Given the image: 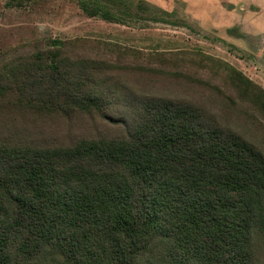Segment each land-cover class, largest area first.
Returning <instances> with one entry per match:
<instances>
[{"label": "trees", "instance_id": "1", "mask_svg": "<svg viewBox=\"0 0 264 264\" xmlns=\"http://www.w3.org/2000/svg\"><path fill=\"white\" fill-rule=\"evenodd\" d=\"M0 1L26 9L40 0ZM75 2L109 23L183 24L144 0ZM47 44L0 71V107L98 114L120 129L67 146L0 141V264H260L264 153L185 101L134 95L125 116L109 117L104 89H116L98 74L110 66ZM217 64L264 115V90Z\"/></svg>", "mask_w": 264, "mask_h": 264}, {"label": "rangeland", "instance_id": "2", "mask_svg": "<svg viewBox=\"0 0 264 264\" xmlns=\"http://www.w3.org/2000/svg\"><path fill=\"white\" fill-rule=\"evenodd\" d=\"M144 1L183 24L109 23L85 16L75 0H40L26 9L0 1V71L61 41L63 57L110 66L98 74L116 89H104L109 117L125 116L134 95L185 101L264 153V115L237 98L217 64L227 63L264 90V0ZM119 129L98 114L65 118L0 107V141L10 143L67 146ZM259 257L264 264V250Z\"/></svg>", "mask_w": 264, "mask_h": 264}]
</instances>
